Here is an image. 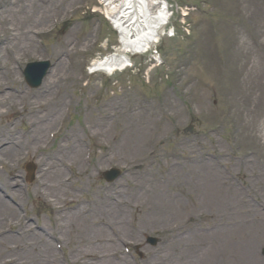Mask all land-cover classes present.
<instances>
[{
	"label": "bare ground",
	"instance_id": "1",
	"mask_svg": "<svg viewBox=\"0 0 264 264\" xmlns=\"http://www.w3.org/2000/svg\"><path fill=\"white\" fill-rule=\"evenodd\" d=\"M59 1L64 2L0 0V115L19 104L22 109H18L15 119L26 122L23 134H13L9 122L0 130V169L2 165L7 173L0 175V264H52L55 245L66 243L63 235L67 229L77 245L75 255L68 258L71 264H130L122 252L123 245L156 228L163 232L168 252L166 258H152L151 264H164L169 259L176 264H241L252 259L253 253L241 247L253 246L264 237V163L260 165L257 149L237 155L234 160L233 156H225L221 144L212 145L216 154H207L208 149L199 148L188 138L178 144L186 155H181V159L167 157L169 161L158 178L137 176L126 189L117 187L100 195L92 194L79 203L77 196L85 191L91 174L109 162H118L121 152L126 154L123 158L137 153L123 161L133 163V168L147 165L149 146L161 139L162 132H157L152 124L148 126L147 121L137 124L134 115L129 114L125 119L133 123L123 136L127 138L120 142L125 129L113 135L115 141L95 157L90 170L85 167V135L99 139L104 133L89 130L80 135L78 128L70 127L52 150H46L51 132L58 128L61 108L70 103L62 89L64 85L58 78L44 81L46 89L52 87L46 100L40 99L39 93L29 95L13 90L5 71H15L5 64L4 58L15 63L18 52H37V29L31 28L45 26L53 17H59L62 9L66 10L57 5ZM108 1L113 4L120 45L89 66L92 72L106 74L123 69L132 54L150 51L168 19L163 0ZM156 6L159 8L154 11ZM65 47L52 51L53 66L57 65L54 74L63 70L68 54ZM79 146H83L81 158L77 155ZM28 159L36 164L30 194L50 204L53 230L42 224H19L21 217L14 213L11 201L22 198L19 168ZM72 170L81 179L77 186L71 183ZM147 171L150 173L148 167L137 172ZM180 192L189 197L188 203L176 195ZM67 202L76 204L65 206ZM15 219L17 222L13 223Z\"/></svg>",
	"mask_w": 264,
	"mask_h": 264
},
{
	"label": "rangeland",
	"instance_id": "2",
	"mask_svg": "<svg viewBox=\"0 0 264 264\" xmlns=\"http://www.w3.org/2000/svg\"><path fill=\"white\" fill-rule=\"evenodd\" d=\"M94 2H56L61 8L70 7L66 12L62 9L58 21L31 28L42 31L36 39L37 52L30 55L20 51L15 63L4 58L5 64L15 71V74L11 69L5 71L9 74L5 78L11 79L8 85L13 90L39 93L40 99L46 100L52 87L46 89L44 81L58 78L64 85L62 89L72 98V104L54 131L55 136L48 138L46 146L50 150L70 127L78 128L80 135L89 133V130L99 131L105 134L99 139L85 135L84 144L89 147L88 160L93 158L94 161L106 142L110 145L115 141L113 135L125 129L123 137L130 130L126 131L133 120L127 123L125 119L129 114L134 115L137 124L147 121L148 126H156L164 119L162 129L157 130L162 132L161 139L150 145L157 150L147 156L145 161H150L147 165L133 168V163L123 161L137 153L123 158L126 154L121 152L118 162H111L91 174L87 182L89 193L97 190V195H100L105 190H115L118 185L125 189L137 176H148L149 180L158 178L164 172L170 154L177 151L186 154L178 148V142L181 141L182 145L188 138L201 140L205 147L215 140L237 154L258 148L261 153L259 163H264V0H203L204 12L192 14L190 36L164 37L158 45L164 63L162 68L145 72L147 58L134 56L133 68L116 71L110 76L88 73L92 61L109 54L119 45L118 34L98 13L89 11ZM62 46H66L68 54L64 57L63 70L54 74L57 65L53 66L51 54ZM35 61H48L50 69L37 88H30L24 80L23 70L27 63ZM19 108L18 104L0 115V130L6 122L13 125V134L24 129L26 122L13 118L15 113H19ZM96 123L98 127L95 130ZM126 138H121L120 142ZM232 142L235 147H230ZM120 149L124 151V147ZM82 154L83 146H79L77 155L81 158ZM29 161L26 165L32 163L34 166L33 179L27 181L25 167L19 168L25 175L21 181L23 195L14 205H21V214L26 215V220L43 222L50 228L49 206L45 201L30 196L35 181V163ZM111 166L122 173L109 186L102 180L101 172ZM147 167L150 173H138ZM1 169L0 175L6 176L2 165ZM176 195L188 203L189 197L184 192ZM86 197V194L81 195V199ZM13 209L17 214L14 206ZM147 235L158 237L159 243L155 247L146 245ZM63 236L69 245L61 249L59 255L67 252L73 257L77 245L73 242L71 230L67 229ZM137 243L145 246L141 248L143 256L137 258L136 264H151L152 258H166L167 242L158 228L147 230L137 242L130 244L129 250L124 249L130 262L132 254L136 255L134 245ZM241 248H248L253 253L252 259L247 258L241 264H264V237L253 246L242 245ZM163 263L176 264L170 259Z\"/></svg>",
	"mask_w": 264,
	"mask_h": 264
}]
</instances>
